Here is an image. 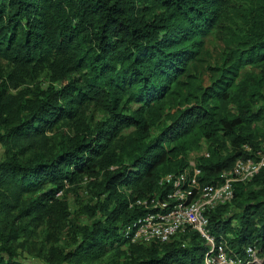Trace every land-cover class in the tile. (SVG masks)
<instances>
[{"label":"trees","instance_id":"obj_1","mask_svg":"<svg viewBox=\"0 0 264 264\" xmlns=\"http://www.w3.org/2000/svg\"><path fill=\"white\" fill-rule=\"evenodd\" d=\"M237 1L0 0V61L22 72L46 68L53 83L14 96L0 75V143L8 149L0 162V264H33L17 254L20 230L6 215L23 201L20 217L67 223L57 195L86 177L101 179L96 196L104 199L85 207L90 221L75 231L74 248L44 264H98L111 251L125 254V264L201 263L206 245L194 231L149 246L130 244L123 231L146 214L138 201L163 200L160 177L181 172L202 143L209 157L198 166L209 183L264 150V0ZM231 10L241 30L225 37ZM208 36L224 50L204 88L193 65ZM89 104L108 116L93 130L83 114ZM62 121L74 135L50 154L25 158L30 141ZM208 218L214 237L230 235L232 247L255 244L264 254V166Z\"/></svg>","mask_w":264,"mask_h":264},{"label":"rangeland","instance_id":"obj_2","mask_svg":"<svg viewBox=\"0 0 264 264\" xmlns=\"http://www.w3.org/2000/svg\"><path fill=\"white\" fill-rule=\"evenodd\" d=\"M236 3L239 1L236 0ZM243 5V4H242ZM236 10V7H234ZM232 22H228L226 30H224L223 36L228 37L233 32L236 34L241 30V17L230 11ZM224 50V43L220 39H216L215 36H208L204 40V47L200 54V61L194 62L193 73H196L200 85L204 88L209 86L211 79L208 67H215L221 65L222 52ZM248 74L252 73V70L245 69ZM242 71V72H244ZM0 75L6 80L9 93L16 96L17 94H27L28 96H35L46 92L50 85L53 83L50 80L49 71L46 68L38 69L32 72H22L18 69L8 66L6 63L0 61ZM8 75L11 76L7 79ZM76 76L71 77V79ZM1 82V80H0ZM58 89L60 84H54ZM264 94V90H263ZM187 104H185L186 106ZM261 106V105H260ZM254 107V109L260 108ZM136 108V106H134ZM232 110V109H231ZM232 113L236 112L232 110ZM84 119L88 123L90 130H93L97 124L107 119V114L99 107L89 104L84 110ZM133 129L125 130L123 136L129 138L132 136ZM75 131L72 128V124L69 121H62L58 126L49 132H46L43 136L33 138L30 141V145L27 148L25 158L35 154H50L55 151L57 146L68 136H73ZM156 135L155 130L152 132ZM207 148L206 144L201 145L199 151H195L189 154V158L198 159L201 157L203 149ZM7 145L0 143V162L5 159L7 152ZM17 151V147L13 146V152ZM112 170H115L114 168ZM101 179H88L87 177L82 179L78 184H70L66 186L64 193H59L58 198H63L67 203L68 222H61L60 225L55 226L49 224V221L43 215H25L20 217L18 211L21 209L22 202L20 201L18 209L11 211L6 215L8 222L14 223V227H18L17 240L14 243V248L17 254L26 262L33 264H44L46 260L55 259L59 253H65L74 248L76 238L75 232L78 228H83L89 224V218L86 215L85 207H94L99 205L104 199V196H96L99 192L97 185ZM91 183L96 185V189L92 187ZM30 197V196H28ZM234 212V209L232 210ZM101 216L98 214L96 219ZM11 231V227L5 228V233ZM180 241L182 239L180 238ZM184 243V242H183ZM185 244V243H184ZM125 251L126 248L121 249ZM120 251V252H122ZM125 264L128 262L126 255L116 254L111 251L107 253L98 264L105 263Z\"/></svg>","mask_w":264,"mask_h":264},{"label":"built area","instance_id":"obj_3","mask_svg":"<svg viewBox=\"0 0 264 264\" xmlns=\"http://www.w3.org/2000/svg\"><path fill=\"white\" fill-rule=\"evenodd\" d=\"M201 156L208 158L209 154L203 151ZM263 166L264 150L257 152V159H237L216 183H209L201 180L198 160L188 158L181 172L160 177L159 186L167 189L162 201L154 194L149 201L136 203L146 214L128 224L123 236L130 244L149 246L169 243L188 229L205 241L200 264H264V254L255 244L237 249L227 240L230 235L214 237L208 218L209 212L232 201L235 184L251 181Z\"/></svg>","mask_w":264,"mask_h":264}]
</instances>
